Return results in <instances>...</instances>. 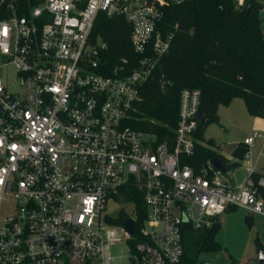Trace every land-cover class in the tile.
<instances>
[{
    "label": "built area",
    "instance_id": "obj_1",
    "mask_svg": "<svg viewBox=\"0 0 264 264\" xmlns=\"http://www.w3.org/2000/svg\"><path fill=\"white\" fill-rule=\"evenodd\" d=\"M184 1L0 0V264H112L113 246L125 264H180L185 224L211 226L229 207L264 215L251 173L235 187L224 162L225 172L185 161L204 142L200 89H182L173 137L132 125L174 38L158 25ZM102 12L130 22L133 62L104 60L107 43L92 38ZM131 186L143 219L123 196ZM110 202L134 215L118 221Z\"/></svg>",
    "mask_w": 264,
    "mask_h": 264
},
{
    "label": "trees",
    "instance_id": "obj_2",
    "mask_svg": "<svg viewBox=\"0 0 264 264\" xmlns=\"http://www.w3.org/2000/svg\"><path fill=\"white\" fill-rule=\"evenodd\" d=\"M262 0H185L167 6L159 28L174 32L170 50L162 57L153 76L142 87L143 100L138 105L132 125L156 132L160 140L174 136L179 119L180 93L183 88L201 91L200 110L205 118L199 122L197 137L208 145L197 144L196 153L185 159L197 169L209 159L219 157L229 168L240 162L228 164V159L212 147L213 138L206 140L205 130L219 120L220 105H229L241 97L249 113L264 117V26L261 11ZM132 26L123 15L108 16L100 13L94 29L93 40L101 38L107 43L104 60L114 66L122 58L132 62L137 58L131 44ZM170 81L162 85L160 77ZM249 146L240 142L234 154L245 158ZM264 170L252 171L258 192L264 197V184L260 178ZM128 189V190H127ZM124 197L136 202L140 218L146 214L143 194L134 186L127 188ZM122 212L118 221H124ZM249 225L254 223L252 214L246 215ZM221 227L219 218L211 226L194 228L184 225V253L180 264L198 263L203 251L221 248L216 234Z\"/></svg>",
    "mask_w": 264,
    "mask_h": 264
},
{
    "label": "rangeland",
    "instance_id": "obj_3",
    "mask_svg": "<svg viewBox=\"0 0 264 264\" xmlns=\"http://www.w3.org/2000/svg\"><path fill=\"white\" fill-rule=\"evenodd\" d=\"M243 2L244 0H239V4ZM261 16L264 26V9L261 11ZM218 114L219 120L211 123L205 130L206 140L213 138L216 143L212 148L220 154L232 157L237 143L256 131L260 132L262 136L257 137L249 152L250 160L255 162V168L252 169L264 170V117H253L241 97H236L232 104L220 105ZM203 144L208 145L207 141ZM249 164L250 162L244 158L232 171V183L236 187L247 180ZM108 211L114 216L122 212L133 216L134 206L126 202H110ZM246 215L247 211L241 207L224 213L223 222L216 234L221 248L201 252L198 263L205 261L208 264H259V255L261 251L264 252V216L255 214L254 223L249 225ZM110 253L113 257L112 264H125L122 246L111 247Z\"/></svg>",
    "mask_w": 264,
    "mask_h": 264
},
{
    "label": "crops",
    "instance_id": "obj_4",
    "mask_svg": "<svg viewBox=\"0 0 264 264\" xmlns=\"http://www.w3.org/2000/svg\"><path fill=\"white\" fill-rule=\"evenodd\" d=\"M263 17V16H262ZM233 101H234V99H233ZM233 101L231 102V104L233 103ZM220 107V106H219ZM253 117H256V118H258L257 116H253ZM219 118H220V116H219ZM258 121V120H257ZM251 135V134H250ZM250 135H248V136H250ZM247 136V137H248ZM247 137H245V138H247ZM245 138H244V140H245ZM257 139V138H256ZM255 139V140H256ZM244 140H242V141H240V142H244ZM239 142V143H240ZM255 142V141H254ZM253 142V143H254ZM239 143H237L236 144V147L238 146V144ZM253 145V144H252ZM251 145V146H252ZM251 146H249V148L251 147ZM236 147H235V149H236ZM235 149H234V151H235ZM222 155H224V154H222ZM224 157H226L227 159H229L230 158V160H231V163H234V162H241V160H243V159H240L239 157H237L235 154H234V156H232V157H228V156H226V155H224ZM247 162H250V164H249V170H248V172H249V174L250 173H252V171H254V170H256V171H262V170H257V169H252V168H255V162L254 161H252V160H250V157H249V159H247ZM228 164H230V163H228ZM228 166V165H227ZM229 171H228V173H227V175H228V177L230 178V181H231V183H232V177H231V174H232V171L234 170V168H229L228 169ZM241 183V182H240ZM233 184V183H232ZM236 185H238V184H236ZM240 185H242V184H239L238 186H240ZM233 186H235L234 184H233ZM236 187V186H235ZM238 207H229L228 209H227V211L226 212H229V211H232V210H235V209H237ZM242 208V207H241ZM244 209V208H243ZM245 211H247L246 209H244ZM225 212V213H226ZM224 214V213H223ZM222 214V215H223ZM247 214H250L248 211H247ZM222 215L220 216V222H221V224H222V222H223V218H222ZM259 215H262V214H259ZM264 216V215H263ZM253 217H254V219H255V214L253 215ZM255 221V220H254Z\"/></svg>",
    "mask_w": 264,
    "mask_h": 264
},
{
    "label": "water",
    "instance_id": "obj_5",
    "mask_svg": "<svg viewBox=\"0 0 264 264\" xmlns=\"http://www.w3.org/2000/svg\"><path fill=\"white\" fill-rule=\"evenodd\" d=\"M199 118L200 120H204L205 114L204 112H199ZM212 163L219 169H221L223 172L227 170L226 165L223 163V161L219 157H214L212 159ZM126 227L133 232L134 230V221L131 218L126 219ZM259 264H264V252L261 251L259 255Z\"/></svg>",
    "mask_w": 264,
    "mask_h": 264
}]
</instances>
